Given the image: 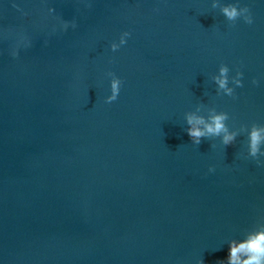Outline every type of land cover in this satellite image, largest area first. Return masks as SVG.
<instances>
[{"label": "water", "instance_id": "obj_1", "mask_svg": "<svg viewBox=\"0 0 264 264\" xmlns=\"http://www.w3.org/2000/svg\"><path fill=\"white\" fill-rule=\"evenodd\" d=\"M235 2L0 0V264H217L264 225V167L239 157L243 137L185 132L198 105L264 124V2L241 0L255 22L230 27ZM221 63L244 73L237 100L216 96ZM107 71L124 81L112 104Z\"/></svg>", "mask_w": 264, "mask_h": 264}, {"label": "clouds", "instance_id": "obj_2", "mask_svg": "<svg viewBox=\"0 0 264 264\" xmlns=\"http://www.w3.org/2000/svg\"><path fill=\"white\" fill-rule=\"evenodd\" d=\"M264 2V0H261ZM16 7V5H13ZM90 7V3H86ZM219 5L213 2L212 7ZM18 11H22L19 8ZM158 11V9H154ZM55 8L47 7V16L57 19L59 31L67 32L69 29L75 30L77 25L75 21L68 22L60 20L55 16ZM27 15V13H23ZM221 14L224 16L230 27H235L237 22L242 21L246 25H253L255 22L251 8L236 0L235 3L228 4L221 8ZM57 28L53 27L52 33L55 34ZM132 38L131 31H122L117 39L109 44V50L112 53L119 52L125 48ZM31 47V40L26 36H21L10 50L13 59L19 57L21 49L27 50ZM230 68L221 63L214 74L210 76L212 83L216 86L215 93L217 97H228L237 100L239 97L236 89L244 87V73L237 68L235 74H231ZM105 78L108 80L109 94L105 96L104 103L112 104L116 102L120 96L121 88L124 81L113 71H107ZM264 84V77L252 78L251 85L260 87ZM202 105H198L195 112H188L184 116L187 125L185 132L189 137L192 145H199L202 139L218 140L219 145L223 148L234 145L239 137H243L241 142L239 157L253 162L256 167H264V124L251 123L241 124L239 127H229L228 121L230 116L225 111H218L215 107L208 110L206 115H200ZM213 144L211 147H215ZM208 173L214 174L216 168L208 167ZM227 256L224 260L218 261L217 264H264V225L254 230L248 231L240 239H232L227 242ZM198 264H203V260H199Z\"/></svg>", "mask_w": 264, "mask_h": 264}]
</instances>
